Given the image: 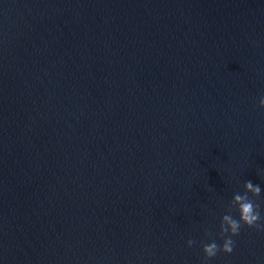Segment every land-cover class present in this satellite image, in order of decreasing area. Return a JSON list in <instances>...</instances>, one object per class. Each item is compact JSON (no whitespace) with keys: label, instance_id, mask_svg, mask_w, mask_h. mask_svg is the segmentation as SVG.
<instances>
[{"label":"water","instance_id":"obj_1","mask_svg":"<svg viewBox=\"0 0 264 264\" xmlns=\"http://www.w3.org/2000/svg\"><path fill=\"white\" fill-rule=\"evenodd\" d=\"M262 96L264 0H0V264H202L264 218Z\"/></svg>","mask_w":264,"mask_h":264},{"label":"clouds","instance_id":"obj_2","mask_svg":"<svg viewBox=\"0 0 264 264\" xmlns=\"http://www.w3.org/2000/svg\"><path fill=\"white\" fill-rule=\"evenodd\" d=\"M259 107L264 108V96L259 100ZM243 194L237 193L233 196L227 214L222 216L220 223V237L223 239V244L219 245L215 240L210 243L203 244L202 251L204 254V261L202 264H207L209 260L214 258L218 252L231 254L235 247V241L232 237L238 236L243 226L254 228L257 231H264V219L261 216L260 205L251 197L258 198L261 194V187L259 184H254L251 180L245 181ZM239 214V219L234 218L232 211ZM206 235H211L206 233ZM195 243L194 240L189 239L187 245L192 247Z\"/></svg>","mask_w":264,"mask_h":264}]
</instances>
